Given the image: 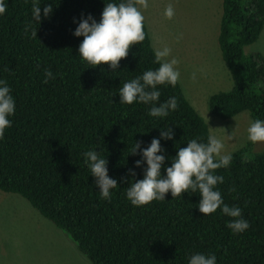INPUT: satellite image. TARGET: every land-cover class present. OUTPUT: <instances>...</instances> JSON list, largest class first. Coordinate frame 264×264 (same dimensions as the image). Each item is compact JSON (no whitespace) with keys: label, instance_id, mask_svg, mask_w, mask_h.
Listing matches in <instances>:
<instances>
[{"label":"trees","instance_id":"obj_1","mask_svg":"<svg viewBox=\"0 0 264 264\" xmlns=\"http://www.w3.org/2000/svg\"><path fill=\"white\" fill-rule=\"evenodd\" d=\"M4 2L0 80L11 89L15 112L0 139V191L25 199L91 264H189L196 253L214 254L216 264H264V152L252 154L251 141L230 153L227 168L215 171L224 177L216 186L224 203L239 207L250 224L242 233L227 227L232 218L220 209L201 213L198 192L173 198L169 191L164 200L144 206L127 199L130 181L144 178L146 162L141 167L135 162L153 138L165 149L158 154L166 157L161 170L166 176L178 148L196 138L206 143L210 135L179 83L157 86V106L173 96L178 100L167 117L150 116L151 104L120 103L123 83L159 67L145 22V40L112 70L85 61L79 55L83 37L73 33L82 16L99 22L105 3L121 0H40V23L32 17V0ZM49 3L53 12L44 18ZM29 23L37 38L31 29L25 32ZM263 26L264 0H221L217 45L232 86L207 98L212 117L225 121L247 112L251 123L264 120V56L245 52ZM45 70L54 77L47 83ZM167 126L172 140L160 137ZM135 141L143 143L131 155ZM90 150L107 159L108 175L117 180L110 201L101 198L84 162Z\"/></svg>","mask_w":264,"mask_h":264},{"label":"clouds","instance_id":"obj_2","mask_svg":"<svg viewBox=\"0 0 264 264\" xmlns=\"http://www.w3.org/2000/svg\"><path fill=\"white\" fill-rule=\"evenodd\" d=\"M40 0H32V17L36 22L41 21ZM149 7V0H121L120 3L108 2L102 11L101 19L97 22L90 14L78 23L73 35L83 37L79 45V55L93 66L108 64L112 70L119 67V62L126 58L132 46L140 44L146 38L144 31L145 17L142 9ZM6 11L4 0H0V14ZM53 12V5L48 4L43 9L44 18H48ZM175 15L172 3H169L164 11V16L171 20ZM75 22V21H74ZM31 29V36L37 38V29L32 28L29 23L25 32ZM183 38L180 33L176 36L179 41ZM172 49L164 46L154 50V62L159 65L155 70H147L142 76H138L123 83L119 89L120 103L133 104L141 102L151 104L149 115L152 117H167L169 111L178 108L176 97H170L166 102H157L161 92L157 90L159 85H171L173 87L179 82L180 61L172 57ZM53 74L45 70L44 83L52 79ZM192 80H196V73H192ZM15 101L11 95V89L6 80H0V139L5 136V130L12 125L10 116L14 115ZM211 128V127H210ZM248 139L253 142H264V120H255L247 129ZM160 137L172 140L174 131L170 127L160 129ZM234 139V132L228 136ZM142 141H135L131 155H136L141 149ZM225 144L217 136L210 134L207 142H199V138L187 142L186 147L178 148L177 155L171 159V166L166 167V176H162L161 170L165 165V149L162 148L160 139L153 138L150 145L143 149L140 154L141 160L135 162V167H141L144 162L147 168L144 170V178L130 181L127 190V199L134 206H144L152 201H162L169 191L173 198L181 196L184 192L199 193L201 200L198 204L199 211L204 215L215 213L220 209L222 213L232 220L227 224L233 233H242L250 227L248 221L242 218V210L237 206L230 207L224 203L222 195L216 189L218 183L224 182V177L216 175L215 171L227 168L232 156L224 153ZM85 163L88 165L91 175L96 178V185L100 189L101 198L111 200V189L118 186L117 180L108 175L105 157L100 152L90 150L83 153ZM129 175L135 178L134 170H129ZM125 179V178H121ZM234 191L235 189H231ZM189 264H216L214 254L205 255L196 253L191 255Z\"/></svg>","mask_w":264,"mask_h":264},{"label":"rangeland","instance_id":"obj_3","mask_svg":"<svg viewBox=\"0 0 264 264\" xmlns=\"http://www.w3.org/2000/svg\"><path fill=\"white\" fill-rule=\"evenodd\" d=\"M172 3L174 17L164 16ZM153 49H172L169 59L177 58L179 84L195 111L203 118L209 133L225 144L224 153L244 147L248 139L250 117L247 112L230 120L212 117L207 98L228 91L231 78L217 45L221 0H149L143 10ZM182 33L179 41L176 36ZM248 54L264 56V26L258 40L245 48ZM196 80H192V73ZM211 127V128H210ZM234 132V139L229 140ZM252 154L264 152V142L251 143ZM0 264H91L52 223L45 220L19 195L0 191Z\"/></svg>","mask_w":264,"mask_h":264},{"label":"crops","instance_id":"obj_4","mask_svg":"<svg viewBox=\"0 0 264 264\" xmlns=\"http://www.w3.org/2000/svg\"><path fill=\"white\" fill-rule=\"evenodd\" d=\"M243 113H244V112H243ZM238 116H239V115H237L236 117H238ZM250 122H251V119H250ZM248 142H249V141H248ZM246 143H247V142H246ZM237 150H238V149H237ZM234 151H236V150H234ZM234 151H233V152H234Z\"/></svg>","mask_w":264,"mask_h":264}]
</instances>
